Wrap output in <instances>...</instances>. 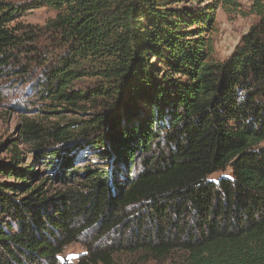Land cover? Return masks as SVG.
<instances>
[{
  "label": "trees",
  "instance_id": "1",
  "mask_svg": "<svg viewBox=\"0 0 264 264\" xmlns=\"http://www.w3.org/2000/svg\"><path fill=\"white\" fill-rule=\"evenodd\" d=\"M235 2L0 0V75L39 82L49 110L91 114L24 125L52 176L17 144L0 160V264H62L76 241L73 264H264V0L227 59L205 35ZM43 5L44 26L19 21Z\"/></svg>",
  "mask_w": 264,
  "mask_h": 264
},
{
  "label": "rangeland",
  "instance_id": "2",
  "mask_svg": "<svg viewBox=\"0 0 264 264\" xmlns=\"http://www.w3.org/2000/svg\"><path fill=\"white\" fill-rule=\"evenodd\" d=\"M14 3L24 2L25 0H11ZM254 0H236L235 4L224 8L218 6L213 15V23L206 36L209 37L212 44V59L215 61H223L227 59L240 43L242 36L248 32L251 25L258 21V16L252 10ZM196 4V2H192ZM55 16V11L47 6H40L28 10L19 21L42 27L47 21ZM34 76V75H33ZM19 77L13 74L0 75V160L7 162L10 159V150L14 144H17L21 150L22 164H33L34 169L39 172L41 177L52 176V172L47 169L41 161H34L31 152V146L24 143L22 130L27 122L35 121L36 123L50 126L53 123H69L74 120L88 119L90 112L77 113L75 111L62 112V107H56L61 112L54 111L52 108H46V101L39 96L41 85L37 81L31 83L21 82ZM86 82L80 83L78 87H84ZM41 93V92H40ZM49 103V102H48ZM41 109V111H40ZM141 158L139 155L137 162V170L142 167ZM87 159H90L89 161ZM96 156H88L84 160H79L76 164L79 167H84L85 163L96 161ZM84 161H87L84 163ZM79 163V164H78ZM101 165H106L108 170L114 171L117 168L114 155ZM119 172L121 181L125 178V171L122 164H119ZM121 170V171H120ZM216 176V175H215ZM6 178L0 176V181ZM56 189L60 186H54ZM134 215H138L134 209H130ZM189 211L186 213L187 220L189 219ZM83 238L90 239L88 234H83ZM82 238V239H83ZM83 239V240H85ZM85 252L84 242L76 241L68 245L63 253L59 255V260L62 264L75 263L80 255ZM172 256L160 261L151 260V264H168ZM120 264H146L143 259V254H121L116 257Z\"/></svg>",
  "mask_w": 264,
  "mask_h": 264
},
{
  "label": "water",
  "instance_id": "3",
  "mask_svg": "<svg viewBox=\"0 0 264 264\" xmlns=\"http://www.w3.org/2000/svg\"><path fill=\"white\" fill-rule=\"evenodd\" d=\"M119 104H120V103H119ZM119 104H118L117 106H119V107H120V105H119ZM111 112H114V109H113V108H112Z\"/></svg>",
  "mask_w": 264,
  "mask_h": 264
}]
</instances>
